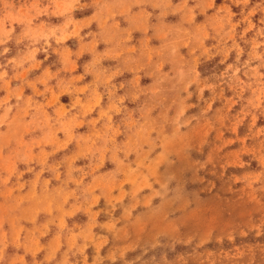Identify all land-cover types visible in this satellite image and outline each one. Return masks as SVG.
Returning <instances> with one entry per match:
<instances>
[{"label":"rangeland","instance_id":"374dc122","mask_svg":"<svg viewBox=\"0 0 264 264\" xmlns=\"http://www.w3.org/2000/svg\"><path fill=\"white\" fill-rule=\"evenodd\" d=\"M0 264H264V0H0Z\"/></svg>","mask_w":264,"mask_h":264}]
</instances>
